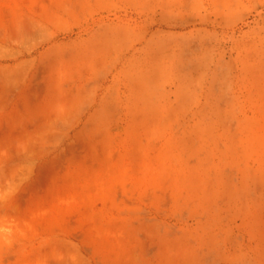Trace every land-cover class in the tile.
Returning a JSON list of instances; mask_svg holds the SVG:
<instances>
[{
  "label": "crops",
  "instance_id": "0c3cea01",
  "mask_svg": "<svg viewBox=\"0 0 264 264\" xmlns=\"http://www.w3.org/2000/svg\"><path fill=\"white\" fill-rule=\"evenodd\" d=\"M212 3L64 0L0 34V154L21 156L20 171L46 187H68L62 171L84 163L71 185L90 188L109 218L137 220L105 231L91 264H264V179L196 168L158 178L171 150L148 146L164 124L196 121L182 108L218 105L194 78L213 69L182 65Z\"/></svg>",
  "mask_w": 264,
  "mask_h": 264
},
{
  "label": "rangeland",
  "instance_id": "374dc122",
  "mask_svg": "<svg viewBox=\"0 0 264 264\" xmlns=\"http://www.w3.org/2000/svg\"><path fill=\"white\" fill-rule=\"evenodd\" d=\"M63 1L0 0V34L13 32L8 24L27 18L30 9H60ZM212 4L191 26L199 42L197 56L182 65L213 69L194 78L197 85L210 86L218 105L182 108V115L190 112L196 121L164 124L165 137H150L148 146L171 150L165 154V175L158 178H188L189 169L196 168L218 180L224 172L233 181L264 179V0ZM205 115L212 120L200 121ZM71 164L74 169L62 171L68 187H46L20 171L21 156L0 154L1 264H91L108 238L105 231L116 222L136 224V219L109 218L106 208L100 211L99 203L84 196L90 188L71 185L77 168L86 167ZM64 192L70 198L80 195L81 201L60 200Z\"/></svg>",
  "mask_w": 264,
  "mask_h": 264
},
{
  "label": "bare ground",
  "instance_id": "6f19581e",
  "mask_svg": "<svg viewBox=\"0 0 264 264\" xmlns=\"http://www.w3.org/2000/svg\"><path fill=\"white\" fill-rule=\"evenodd\" d=\"M18 169H19V168H18ZM14 173H15V172H14ZM14 173H13V174H14ZM3 174H4V173H3ZM11 174H12V173H11ZM13 176H14V175H13ZM0 226H1V225H0ZM0 231H1V230H0ZM2 235H3V234H2ZM0 244H1V243H0ZM10 244H11V243H10ZM0 264H1V263H0Z\"/></svg>",
  "mask_w": 264,
  "mask_h": 264
}]
</instances>
